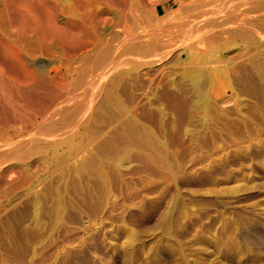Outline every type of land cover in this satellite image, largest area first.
<instances>
[{
  "label": "rangeland",
  "instance_id": "1",
  "mask_svg": "<svg viewBox=\"0 0 264 264\" xmlns=\"http://www.w3.org/2000/svg\"><path fill=\"white\" fill-rule=\"evenodd\" d=\"M159 1L161 2L157 7L159 14L180 11L183 16L190 11L179 10L180 5L186 7L194 0ZM152 2V4L156 3L155 0ZM219 4L220 1L216 0L210 6ZM246 8L241 6L239 9L243 11ZM177 34H180V37H190L188 41L193 42L198 35L184 30L178 31ZM176 39L169 35L163 37V40L169 43L162 49L153 51L155 56V53L159 55L156 56L158 58L156 61L137 66L131 58L128 59V64L119 66L121 67L119 70L123 69L126 73L128 81L126 87L120 89L119 96L124 106L131 110L122 119L127 118L130 112H134L133 114L141 123L143 122L142 124L149 125L144 111L150 109L155 114L153 115L158 121L155 127L159 129V139L168 155L167 164L171 175L154 173L145 168L144 163L138 159L123 160L119 164L120 180L112 185L110 193L98 200L95 208L89 205L88 208H84L79 205L78 196L74 193L70 195L67 191L65 193L62 189L65 188L64 183L67 181L75 182L74 174L67 172L65 179L66 172L61 169L44 177L43 172L38 170V173L46 178V182L51 181L50 185L47 182L51 190L68 193V197L65 195L66 199H71L74 206L65 214L64 218L68 221L65 220L66 225L64 223V233L60 240H56L54 234L47 232L41 243L34 242L33 246L28 247L23 257L26 264H64V262L68 263V256L75 253L80 254L77 264H264V93L258 90H248L240 94L235 92L236 78L228 73V69L233 64L244 62L242 57L239 58V54L243 52L239 42L222 43L218 47L208 48L204 45L197 46V43L183 46L176 42ZM201 52H205L209 59L191 61L186 58L188 53L198 55ZM60 63L58 59L57 62L52 61L51 66L60 67ZM5 67L3 74L8 73L12 76L14 72L11 73L12 70ZM198 67L204 76L208 74L210 77V80L203 83L208 93V96L203 98H200L202 95L197 91L196 84L188 73ZM137 70L139 72L143 70L145 75L140 76ZM72 71V67L64 69L65 78H56L48 84L50 88L45 87L41 91L42 100L46 101L44 105L55 102L57 104L61 96H68L69 91L72 93L70 83L76 77ZM15 75L12 77L15 78ZM89 80L90 78L86 77L77 90V92L82 90L81 96H84L86 102L82 97L80 101L84 106L89 103L94 89L88 88ZM0 85L2 94H0V103L5 102L7 106L4 103V109L0 104L2 107L0 139L4 142L8 140L7 148H11L14 146L11 144L18 143V139L19 142L22 139L28 140L35 127L42 121V117L40 115L34 117L32 112L36 113V108L30 101L21 98L20 86L1 77ZM159 90L163 95L158 93ZM96 91L98 90L93 94L95 97L92 105L97 109L101 105L99 102H102L104 93L100 90L98 94ZM63 93L65 94L62 95ZM160 95L165 97L162 98ZM176 96L185 99L186 110L180 108L177 103L171 102L170 98ZM21 104H26V107ZM23 108H27V111ZM4 110L11 112V117L9 112L5 113ZM101 118L102 122L95 125L98 131L101 129L99 132L106 131L111 126L112 130H118L117 117L106 113ZM12 121L16 122L12 124ZM6 127L12 129L8 130ZM4 142L0 141V143ZM48 146L52 148L43 153L44 157L53 148L60 153L66 150L64 146L53 147L51 144ZM38 156L31 155L26 159V163H37ZM15 157L6 160L8 163L1 162L0 168L3 165L17 163L18 157ZM73 162L69 164L75 165L76 163ZM54 174H56L55 178L58 177L55 181L52 177ZM7 178L9 179V176ZM200 181L202 184L199 183ZM53 185L55 187H52ZM1 204L3 200L0 199V208ZM48 204L50 205V202ZM46 223L47 228L53 224L51 221ZM44 245H47V248L44 249ZM130 248L132 249L129 250Z\"/></svg>",
  "mask_w": 264,
  "mask_h": 264
},
{
  "label": "bare ground",
  "instance_id": "2",
  "mask_svg": "<svg viewBox=\"0 0 264 264\" xmlns=\"http://www.w3.org/2000/svg\"><path fill=\"white\" fill-rule=\"evenodd\" d=\"M152 1L0 0V77L20 86L18 89L21 91L19 93L21 98L30 101L31 105L36 108V113L32 112L34 117L36 115L42 117V121H39L40 125L38 124L37 127L34 125L35 131L28 140L21 138L22 141L19 142L20 139H18V143H12L11 145L14 146L7 148L8 140L4 142L0 139L1 142H4L0 143V164L4 161L7 162L6 160L15 157V155L18 157H15L17 163L7 164L6 167L3 165L0 168V199L3 200V204L4 200L6 202L4 205L1 204L0 208V264H26L23 257L28 247L33 246L34 242L41 243L47 232L51 235L54 234L56 240H60L64 233L65 220H67L64 218L65 214L74 206L71 199H66L69 196L68 193L78 196L79 205L82 207L88 208L87 205H89V207L95 208L98 205V200L107 196L112 185L120 180L119 164L121 161L138 159L144 163L145 168L154 173L171 175L170 167L167 164L168 155L159 139V129L155 127L158 124L155 114L150 109L144 111L149 125L142 124L143 122L141 123L133 114L134 110L127 118L122 119L131 110L124 106L119 96L120 89L125 88L128 83L126 73L123 69L119 70L121 68L119 66L128 64V59L132 58L137 66L158 60L156 56L159 57V55L155 53V56L153 51L162 49L169 43L163 40L166 35L173 36L174 39L177 38L175 41L183 46L197 43V46L204 45L214 48L222 43L239 42L243 50L239 54V58L242 57L244 62L233 64L228 69V73L236 78L235 92L240 94L248 90H258L264 93V0H218L220 1L218 6H210L216 0H194L186 7L180 5L179 10L190 11L183 16L180 11H167L161 15L157 8L161 2L155 0L156 3L152 4ZM241 6L247 8L241 11L239 9ZM182 30L198 34L195 42L188 41L190 37H180L182 32L179 35L177 32ZM186 58L191 61L209 59L205 52L198 53V55L188 53ZM58 59L61 66H51L52 61L56 60L57 62ZM5 66L12 70L11 73L16 74L13 73L15 78L8 73L3 74V71L6 70ZM68 67H72V72H74L72 74L76 75L70 83L71 89H73L72 93L67 89L68 96L59 94L61 97L59 101L57 99V104L55 102L44 105L46 101L42 100L41 91L45 87L50 88L48 84L55 81L56 78H65L64 72L66 71L63 72V70ZM188 73L195 82L197 91L202 95L200 98L208 96L203 83L210 80L209 75L204 76L200 67L190 70ZM143 74V70L139 72L140 76ZM86 77L90 78L87 84L88 88L94 89L93 93L91 92L92 95L89 94L91 97L88 95L89 103L87 101L88 104L84 106L80 101L82 90L81 92H77V90L80 89V83ZM225 88L227 89V87ZM95 90H98L96 91L98 94L100 90L104 93V98L101 96L102 102L97 100L101 103L97 109L92 105ZM159 91L158 93H163ZM59 93L62 92L59 91ZM9 94L7 96L10 97ZM162 95H160L162 98L165 97ZM164 95L167 94L164 93ZM170 99L173 104L177 103L180 108L187 109V104L182 96ZM4 103L0 104L3 106ZM3 108L5 109L4 106ZM168 108L170 107L168 106ZM25 110L27 111V108ZM106 113L117 117L118 130H112V126L103 132H99L101 129L99 131L96 129V123H100L101 116ZM10 115L11 112H9ZM28 115L30 114L28 113ZM160 115L162 116V114ZM12 127L14 128V126ZM12 127H6V129L10 130ZM21 128L23 129L22 126ZM1 135L3 136L2 133ZM98 139L101 141L97 142ZM49 144L53 147L64 146L66 150L60 153L53 148L44 157L43 153L52 148L48 146ZM33 154L39 155L37 163L27 164L26 159H29ZM71 161L76 164H69ZM231 164L233 163L231 162ZM61 169L65 170V175L68 172L76 176L75 182L64 183L65 188L62 189L64 192L67 191V194L52 191L49 186L51 181L50 183L47 181L48 185L44 178L49 173ZM38 170L43 172L44 177L38 173ZM66 177L67 175L65 179ZM73 178L75 179V177ZM79 209L81 208L79 207ZM78 213L80 212L78 211ZM48 221L53 223L49 228L46 223ZM46 242L48 245L49 241ZM46 246L44 245L43 248L45 249ZM102 251L104 252V250ZM85 252L87 251L85 250ZM68 257V263L64 262V264H77L80 254H70Z\"/></svg>",
  "mask_w": 264,
  "mask_h": 264
}]
</instances>
